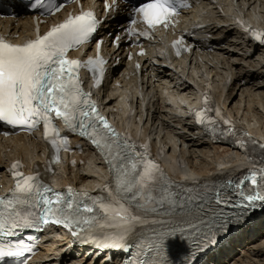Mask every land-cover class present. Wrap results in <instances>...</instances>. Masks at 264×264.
<instances>
[{
	"label": "snow or ice",
	"instance_id": "snow-or-ice-1",
	"mask_svg": "<svg viewBox=\"0 0 264 264\" xmlns=\"http://www.w3.org/2000/svg\"><path fill=\"white\" fill-rule=\"evenodd\" d=\"M61 3L62 0H47L46 10L53 14L60 10ZM40 6H45L44 0ZM183 6L181 0H148L133 6L132 12L148 29L167 28L171 18L178 15V7ZM106 8L110 10L107 4ZM130 22L137 23L135 19ZM99 24L92 11L81 10L79 15L70 14L44 34L37 28L35 38L22 44L0 36V121L27 125L30 129L42 121L44 137L53 149L54 161H58L61 147L67 150V137H61L53 125L55 113V118L62 120L66 128L78 131L99 149L114 174V187L110 182L101 189L107 193L106 197L77 193L71 186L65 196L64 192L43 183L38 173L25 175L19 170L22 164L14 162L10 169L14 188L9 195L0 197V236H10L20 227L51 223L64 227L82 242H89V236L84 233H91V242L98 247L127 251L128 238L134 234L135 226L145 223L149 214L159 212L162 218L153 221L158 227L152 229L148 240L149 258L136 264H173L168 258L166 242L177 236L189 246L182 264H195L196 251L217 244L221 233L230 234L234 227H242L247 222L246 214L257 202L264 209V168L249 169L238 182L229 180L225 185L202 192L173 190L159 165L150 158L149 146H138L130 136L118 133L99 112L91 93L83 91L79 69L93 66L90 70L94 77L96 68L102 75V66L106 63L103 58L89 57L87 61L68 58L70 49L90 41ZM132 34L149 35L147 31ZM254 37L264 43L261 34L254 33ZM119 39L115 36V40ZM182 40L181 37L173 42L178 55ZM97 43L102 44V41ZM205 106L207 110L206 98ZM195 115L198 123L205 122L202 112L197 111ZM207 120L215 127L214 119L209 116ZM222 131L234 134L233 129ZM239 146L247 151L245 141L240 140ZM260 147L264 149V145ZM260 163L264 164V158ZM245 180L251 181L247 191L244 190ZM81 196L91 204L79 200ZM19 206L37 208L40 212H28ZM112 227L119 231L115 234L93 231ZM25 251H31L30 247L0 242V260L20 256Z\"/></svg>",
	"mask_w": 264,
	"mask_h": 264
},
{
	"label": "bare ground",
	"instance_id": "bare-ground-1",
	"mask_svg": "<svg viewBox=\"0 0 264 264\" xmlns=\"http://www.w3.org/2000/svg\"><path fill=\"white\" fill-rule=\"evenodd\" d=\"M236 2H237V6H239V8L237 10L236 9L234 10L232 5H230V6L227 5L229 7L227 9L228 13H230L233 10L238 11L239 9H241V6H244V5H248L250 7L256 6L257 9H255L249 15L251 17H253L254 19L260 18V20L261 19L264 20V0H257V1L256 0H236ZM205 7L207 10H212L215 8L213 4L208 3V2L206 3ZM208 20H210V19H208ZM211 20H212L211 22H213V19H211ZM223 21H224V19H223ZM7 22H9V21H7ZM23 23H25V22H23ZM213 28H215V26L211 27V29H213ZM218 33H219V35H221L222 39H223V37L227 36L230 39L229 41H235L236 39L239 40L237 37L233 36L234 34H236V30L232 27L223 26L218 31ZM235 43L230 44V42H227V45L229 47H232L234 50H240L239 48L236 47ZM215 44H216V47L214 48V52H210V53L209 52L208 53L203 52L201 54L202 58L205 60L204 63H201L200 65L196 64L195 55H193L190 58L192 60L191 65H194L195 68H198V70L192 69V71L195 72V74L197 76L199 73L198 71L202 70L203 72H205V75L197 77V80H200V82L203 86L214 85L212 77L214 74H216V72L214 71V73L212 74V72H211L212 69L209 68V66L207 64L208 61H215L216 60V63H221L223 67L225 66L222 70L228 68L230 71H232V73L235 74L234 75V81L231 85V88L227 91V93L223 97V101L219 102V95L220 94H218L216 98H217V104L219 106V109L220 110L222 109L223 112H226L231 117V120H233L234 122L236 121L238 124L242 125L243 124L242 123L243 122L242 116H244V113H249V112L251 113V111H253L255 109V106H253L254 103H261L260 105H262L264 107V76L260 75L263 72H262V70H259V72L251 70L252 68H255V66L250 65V63H248L250 69H247V70L246 69L243 70L242 65L240 63H235V62L230 63L229 59L231 58V56L236 57V56H238L237 53L232 51L231 49H227L228 47L219 48V43H215ZM248 51H249V49H248V47H246L245 52H248ZM245 52H244L245 58L241 57V60H243L244 62H247L246 61L247 57H249L248 61H251L252 63H256V62L263 63L264 62V57L262 54L256 53L255 56H252V55L247 56ZM224 54L228 55V58H226L224 56ZM220 56H222V58H220ZM253 57H255V60L251 59ZM157 62L160 63L162 61L159 60ZM173 68H175L176 72L169 71L167 68H165L164 66H162L160 64L158 66L155 65V67H150V69H146V72H144V76H142V80H143L142 85H143V87L144 86L148 87L151 84V80L153 79L152 76H150L149 74L154 73L156 76H158L160 78V82L157 83V86L154 87L153 89H151V91H154V90L159 91V96L161 99H167V100L173 102L174 105L177 107L180 105L181 101L185 100L186 98L190 100L191 96L187 95L188 97L184 98L183 97L184 94L183 95H178V94L175 95V93H173L174 92L173 91L169 97H164L165 91L177 89L178 91L179 90L189 91L188 94L191 93L190 90L192 88H191L190 84H188L186 82H182L181 84L179 83L182 80L183 75H185V77L187 78V79L186 78H184V79L189 80V81H193V83H195L198 86L200 84L196 80H194V77L192 76V74H189V72L186 73L185 68L180 67V64L178 62H176L175 66H173ZM225 71L227 73L229 72L227 70H225ZM209 76H211V78H209ZM145 79H148V81H145ZM242 80H243V85L241 84ZM165 82H167L170 85L165 84ZM176 84H177V86H176ZM164 86H167V87L165 88V91L162 92V87H164ZM118 88H116V92L118 94L121 93L120 94L121 100H117L114 104L126 105V102L128 101L126 99V97H128L127 92L124 89L123 90H120V89L117 90ZM114 90L115 89H112L109 92L110 99L108 101V104H110V105L114 102V94H115ZM155 96H156V94H154L151 97V99L147 102L146 106H148V111L145 112V117L147 118V120L146 121L142 120L143 113L142 114H136L134 116V119L138 115V121L144 122V125H143L144 129L145 128H147V129L151 128L150 130H153V129L156 130L157 129L158 134H159V133H161L163 128L164 129L166 128V126L164 125L165 121L163 120L162 116L169 118L172 121H174L173 119H175V118H172V115L174 113H176L177 111H181V109H180V107H177L176 110L169 109L172 112H170L168 114L164 113V112H162V110L160 111L157 108V106H156L157 102L152 101V99ZM236 98H238V100ZM114 104H112V105H114ZM163 104L166 105L165 103H163ZM231 104H233L232 107H230ZM182 112L184 114V109L182 110ZM258 113H255V114H258ZM245 116H246V114H245ZM252 116H254V115H252ZM258 116L261 118V116H262L261 113ZM246 119H247L246 125L249 128L250 132L253 135L257 136L261 132V129L264 127V122H262V120L261 121L260 120L254 121L255 118H253V123H251L250 119L248 117ZM188 122L190 123V121H188ZM254 123H256L258 125L256 126V125H254ZM159 125H160V127H159ZM182 128L187 130V132H190L192 134V136L197 137L194 140L195 143L193 140H191L194 143V144L192 143L191 147H193L194 145L197 148L198 147L204 148L205 146H207L208 148L206 149L205 152H209L210 148H212V150H214L213 151V153H214L213 157H211L213 161H211V160L208 161V159H207L208 155L210 153L206 155V153L203 152V155H205L204 156L205 160H203V163H206V165L202 164L199 166H197V165L194 166L195 163L192 162V155H194V154L199 155V153H196L197 149L196 150L195 149L189 150V147H188L186 152L189 153V157H188L189 163L187 166L188 167L190 166V167H189V169H187L186 167L182 168L181 174L183 176H185V177L186 176H188V177L189 176H191V177L196 176L199 178V180L201 182H210L211 179L222 178V177L227 176V174H238V172H240L244 163H243L241 155L238 152L232 150L228 145L221 146V145L211 144V143H213L211 140H209L205 136L198 135L196 132H193L192 127L189 125H186V124L182 125ZM263 134H261V135H263ZM157 137H158V135H157ZM160 141L162 142L164 147L167 146V142H166L164 137H160ZM9 146L12 149V145L10 144ZM183 146H184V144H183ZM201 151H202V149H201ZM171 152H173V151H171ZM174 153H177V152H174ZM182 154H183V155H181L182 157L185 156L184 152ZM88 156L91 157L90 160L95 159L96 160L95 162H97L96 163L97 165H95V166H97L96 167L97 171L96 170H94V171L90 170V171H92V173H96L98 176V179H97V177L94 178L95 175L93 176L92 174H90V172H88L86 174L82 173V175H78L79 174L78 173L77 175L75 174L76 176L71 175L70 174L71 171L77 170L79 168L77 166L71 167L72 169H67V168L65 169V167H63L61 172L65 173V174L66 173L70 174L73 177V181H76L77 185H80V186L84 185V186H87V188H93V187H97L102 182V180L107 176V172L104 170V165L101 164V160H102L101 156H99V155L97 156L95 153H92L91 151H88ZM194 157H195V155H194ZM214 162H215V164H214ZM56 182H58V181H56ZM262 220H263V218H262ZM260 222L251 224V226L248 228V230H247V228H245V230L242 231L243 233L240 236H238L237 238H234L229 243V245L226 248H224V250L219 251L217 253V256H214L212 258L214 260H212L213 263H211V264H223L220 260L221 257H223V256L226 257L223 260V262H224L225 260H228V258L230 257V255L233 254L234 251L239 250L240 248H243L244 244L242 245V243H244L245 240H247V241L251 240L253 238V236L255 235L256 231L259 228H261ZM251 234H252V236H251ZM54 241H59V240H54ZM54 241H52V243L49 245L48 249L51 251L53 249V251H54L53 254H56L57 258L55 260L49 259L48 258L49 252L43 251V253H41L42 254L41 260H44L45 262H47V264H63V261L67 257L66 251H69L70 249H65L66 247L64 244L58 243L56 245ZM256 243H257V241H256ZM241 245H242V247H241ZM237 247H239V248H237ZM263 255H264V251L261 252V256H259V257H262ZM241 260H243V259H241ZM237 263H239V262H237ZM82 264H84V263H82ZM204 264H206V263H204ZM256 264H260V263H256ZM262 264H264V263H262Z\"/></svg>",
	"mask_w": 264,
	"mask_h": 264
},
{
	"label": "rangeland",
	"instance_id": "rangeland-1",
	"mask_svg": "<svg viewBox=\"0 0 264 264\" xmlns=\"http://www.w3.org/2000/svg\"><path fill=\"white\" fill-rule=\"evenodd\" d=\"M239 58L240 57L238 56L237 59H239ZM243 69L244 70L245 69H248V67L247 66H244ZM236 99L238 100V98H236ZM260 104L261 103H254L253 104V106H255V109H256V110L255 109L253 110L254 112L251 111V113L250 112L249 113H244V116H242V119H243V122L245 124L247 123V119H246L247 117L250 119V122L251 123H253V118H255L254 121L255 120H257V121L260 120L261 121L262 120V122H264V107L262 105H260ZM232 105L233 104H231L230 107H232ZM255 113H258V114H255ZM260 113L262 115L261 118L258 116ZM245 114H246V116H245ZM252 115H254V116H252ZM254 125L257 126L258 124L254 123ZM261 132H260L261 134L264 133V127L261 129ZM163 133H164V136H165V138L167 140V143L171 146V148H173L174 150H178V148H180L182 152L185 151L184 153H185L186 156H188V154H189V153L186 152L187 151L186 148L189 147V150L190 149H193V150L194 149L195 150L197 149V152L196 153H199L200 156L198 154H197L198 156L196 154H194L195 157H194V155H192V162L195 163V164L193 163L194 166H196V165L199 166V165H202V164H205L206 165V163H203V160H205V158H204L205 155H203V152L206 153V155L210 153L208 155V158L207 159H208V161H210V160L213 161L211 157H213V154H214L213 151L214 150H212V148H210L209 149V152H205L206 149L208 148L207 146H205L204 148H202V147L201 148L200 147L197 148L195 145H194L195 147L194 146L191 147L192 146V143H193L191 140L194 141L197 137L192 136V134L190 132H187L186 130H183L181 123L172 121L169 124V126H167L165 129H163ZM260 133L257 135V137H259L261 140L264 141V134L261 135ZM194 143H195V141H194ZM183 144H184V146H183ZM201 149H202V151H201ZM95 161H96L95 159L94 160H90L85 167L82 166V167H80L77 170V172H73V175H75V174L77 175L78 173L79 174H82V173H88V172H90V174H92L93 176L95 175L94 178H96V177L98 178V176H97L96 173H92V171H90V170H93V171L96 170V167L97 166H95V165H97L96 164L97 162H95ZM214 164H215V162H214ZM237 248H239V247H237ZM240 249L242 251H240V255H238V258H239V261H238L239 263L238 264H256V263H262V262H264V255L262 257H259V256H261V252L264 251V232H261V235L259 236V239H258L257 243L252 244L250 246L248 245V246L244 247V249L243 248H240ZM241 259H243V260H241ZM230 264H236V263H233L232 262Z\"/></svg>",
	"mask_w": 264,
	"mask_h": 264
}]
</instances>
